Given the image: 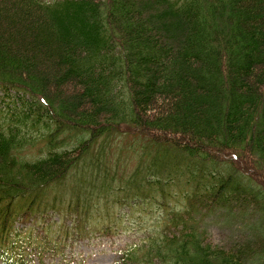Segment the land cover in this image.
<instances>
[{"label": "trees", "instance_id": "1", "mask_svg": "<svg viewBox=\"0 0 264 264\" xmlns=\"http://www.w3.org/2000/svg\"><path fill=\"white\" fill-rule=\"evenodd\" d=\"M124 129L137 161L88 156ZM218 210L258 227L215 245ZM122 234L117 264H264V0H0V264Z\"/></svg>", "mask_w": 264, "mask_h": 264}, {"label": "rangeland", "instance_id": "2", "mask_svg": "<svg viewBox=\"0 0 264 264\" xmlns=\"http://www.w3.org/2000/svg\"><path fill=\"white\" fill-rule=\"evenodd\" d=\"M125 133H128L126 138H115L107 142L102 157L97 155L101 150L100 141L102 138L99 139L93 149V155H96L99 161H132L134 156L133 147L137 150L140 148L141 143L138 140L141 138L133 129H124L118 134ZM151 151L152 153L162 152L156 149H151ZM157 156L160 158L163 157L160 155ZM177 157H171V160L178 161L181 164L180 166L185 168V161ZM159 175L162 176L163 173L161 172ZM258 222L259 220L256 219V216H250L249 213L239 217L228 215L223 213V210H219L215 214L208 216L205 225H207L209 238L213 243L230 248L235 243L239 244L241 241L247 239V237H250L252 232L258 227ZM93 237L96 238L79 243L71 249L69 253V258L72 260L71 264H116L120 259V249H122L124 242L127 241V236L122 234L118 237L100 235ZM130 241L131 239L128 238V242ZM45 257L47 261L51 262L48 264H69L67 262H60V258H52L49 254H45Z\"/></svg>", "mask_w": 264, "mask_h": 264}]
</instances>
